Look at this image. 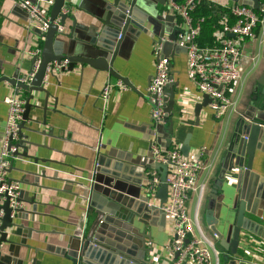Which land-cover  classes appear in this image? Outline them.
Returning a JSON list of instances; mask_svg holds the SVG:
<instances>
[{
  "label": "crops",
  "instance_id": "0c3cea01",
  "mask_svg": "<svg viewBox=\"0 0 264 264\" xmlns=\"http://www.w3.org/2000/svg\"><path fill=\"white\" fill-rule=\"evenodd\" d=\"M218 1L232 3L231 0ZM148 3L144 12L148 14L154 10L161 18L166 15V3ZM101 6L102 0L70 2V13L85 27L81 33L87 39L90 28L101 27L97 20ZM214 9L219 14L223 11L220 8ZM200 15L201 10L191 13L193 20L201 17ZM208 15L203 16L206 23H203L198 35L203 45L213 43V31L219 16ZM144 16L147 18H143L147 34H142L133 42L127 39L120 48L121 57H116L114 62L118 73L127 78L134 89L120 80L126 88L115 87L104 101L101 92L105 84H114L119 79L107 71H97L90 65L76 64L71 71H54L48 76L47 82L43 84L47 94L42 91L31 93L23 88L17 92L25 99L31 93L33 99L30 103L37 106L30 108L22 129L26 140L32 142L27 148L28 156H17L8 172V177L20 184L19 201L22 212H18L14 221L22 227L18 228L16 235L10 234L9 228L5 232L13 247L12 254L18 260H23V264H72L65 254L54 250L63 248L67 251L68 240L85 229L84 225L88 228L93 221L94 216H88L86 197L96 159L100 154L112 153V161L120 162L127 169L136 166L135 172H144L138 187L129 185L127 188L129 193L138 195L141 200L139 194L142 192L146 173L153 170L159 178L166 176V165L153 160L151 144L164 148L174 145L180 147L187 135L189 154L201 147L206 150L203 157L204 168L198 174V183L206 186L199 217L205 227L209 226L206 224L205 211L210 207V190L220 173L222 157L236 120L246 110V106L252 104L253 87L264 70V21L255 27L253 38L239 43L242 53L241 77L226 90L235 106L219 118L206 105L201 109L196 124L194 107L203 100V96L187 77L186 51H176L170 56L175 49H166V54L170 57V74L174 80L176 95L173 115L163 124L157 125L151 120V105L145 93L154 73L153 42L159 39L161 26L165 29L164 37L170 33L172 26L162 20H153L150 14L148 17ZM28 19L27 12L13 0H0V76H24L32 68V58L27 55V51L35 46L42 48L43 40L29 26ZM71 22V19L66 20L62 28L64 33L68 32ZM16 91L15 86L0 82V135L7 116V105L3 99ZM262 116L264 117V110ZM142 163H150V169L143 170ZM259 183L262 184L261 194H264V143L261 150L255 152L251 172L235 168L226 172L220 181L217 194L221 200L220 203L214 201L213 216L217 221L215 228L221 235H227L235 220L237 207H234V200L241 192L246 203L245 217L264 226V198L260 197L254 203ZM197 199V193L189 195L186 205L190 215L195 210ZM215 204H219L217 210ZM132 220L146 234H151V242L146 240L147 248L150 243L159 248L168 240L169 231L161 214L148 213L145 218L148 223L145 225L138 223L136 217ZM119 229L124 235H120L121 242H117V245L128 251L123 253V260L127 264H139L136 259L141 250L134 247V243L128 238V235H136L122 227ZM243 233L247 234L242 231L241 235ZM247 236L260 239L252 234ZM22 239L24 244H21ZM262 241L241 240L239 257L249 263L264 261V240ZM8 249L7 243L0 242L1 254H8ZM160 253L164 255L165 252L157 251L156 256H160ZM149 258L147 251L144 259L149 261Z\"/></svg>",
  "mask_w": 264,
  "mask_h": 264
},
{
  "label": "water",
  "instance_id": "95a60500",
  "mask_svg": "<svg viewBox=\"0 0 264 264\" xmlns=\"http://www.w3.org/2000/svg\"><path fill=\"white\" fill-rule=\"evenodd\" d=\"M102 1L103 6L100 7L97 14V20L100 22L101 27H94L92 30L90 28L89 38L87 39L81 33L85 30V27L81 26L71 13L64 14L61 12L64 0H54V4L50 9L48 29L42 35L44 38L40 54V64L30 85L18 84L16 83V78L6 76H0V82H7L13 86L29 90L31 93L33 91H42L47 94L43 83L48 64L50 62L60 63V61L66 59L68 65L65 69H61V71H71L76 64H80L81 66L87 64L97 71H107L111 76L134 89L132 84L128 82V79L118 73L114 62L116 57H121L119 51L127 39L133 42L142 34H147L144 22L147 18H144V15L148 17V14L152 15L153 20H162L172 26V30L166 37H164V26H161L159 39L157 40L162 43L165 55H167L166 49L169 48L175 49V52L173 51L170 56H173L176 51H186L184 46H180L177 43L179 39L178 34H182L184 31L180 27L179 19L175 15L166 13L161 18L162 16L154 10L148 14L143 11V9L149 6L148 2L155 3L157 1L162 5L167 0ZM231 1L239 5H248L253 9H258L260 4V0ZM55 19H57V23H54ZM67 19H71L72 22L68 32L64 33L62 28ZM34 29L38 34L40 33L36 28ZM229 36H232V34H229ZM34 61L35 59H32V65ZM170 66L171 64H169ZM173 85L166 86L164 90L166 120L173 115L176 95ZM31 93L26 98L22 120L19 124L20 139L17 145L23 150V152H17V156L20 157H27L28 145H32V142L27 141L26 136L22 133L30 108L37 107L30 103V100L33 99ZM262 98H264V70L253 87L252 104L246 106V110L239 114L236 120L222 157L220 173L210 190L211 202L209 204L210 207L205 211V220L206 224L218 235V243L222 249V264H247V261L241 259L238 254L242 231L264 240V226L245 217L246 203L241 197L243 196V192L234 200V207H237L236 217L225 237L216 230L215 225L217 221L213 216L214 201L217 200V203H220L221 200L217 194V189L220 187V181L223 179L224 174L235 168H243L245 171L251 172L255 152L261 150V146L264 143V117L262 116L264 99ZM208 102L209 98L203 95V100L195 105L196 124L198 123L201 109L206 107ZM180 150L183 155H188L190 150L189 135H187L181 144ZM112 157V153L108 155L100 154L97 157L89 187L87 188L88 216H94L91 225L88 228L84 225L85 229L74 234L68 240L66 244L68 247L67 251L63 250V248L54 250L65 254L72 264H127V261L123 260V253H128V251L118 246L119 244L117 243L121 242L120 235H124V232L119 229L120 227L136 235H128V238L134 243L133 246L141 250L136 262L139 264H149V261H145L144 258L146 252L149 250L146 247V240L151 242V234H146L138 225H135L132 218L136 217L138 223L145 225L148 223L145 220L148 213L161 214L163 221L164 216L159 207L148 206L143 200L142 202L138 198V195L128 192L127 188L129 185L139 186L144 172H135L136 166L127 169L120 162L112 161ZM133 164L137 165V163ZM141 167L143 170L150 169V163H142ZM160 180L161 183L158 187L156 198L159 200V205L161 206L166 199L167 184L165 183V176L160 178ZM261 187L262 184L259 183L255 192L254 203L258 198H264V194H261ZM1 207L5 214L0 226V242L7 243L9 249L8 254H1L0 251V264H23V260H18L17 256L12 254L11 248L13 247L10 245L11 241L7 239L8 234L5 232L9 228L10 234L16 235L18 234V228H21L22 225L17 224L14 218L10 217L8 202H5ZM218 207L219 204H215L216 210ZM18 212H22L21 207L18 208L16 215H18ZM161 225L163 226L162 222ZM24 243L22 239L21 244ZM248 264H264V261L256 260Z\"/></svg>",
  "mask_w": 264,
  "mask_h": 264
},
{
  "label": "built area",
  "instance_id": "2783aa9c",
  "mask_svg": "<svg viewBox=\"0 0 264 264\" xmlns=\"http://www.w3.org/2000/svg\"><path fill=\"white\" fill-rule=\"evenodd\" d=\"M13 1L27 12L29 26L36 28L43 40L42 35L48 29L50 9L54 0ZM70 2L71 0H64L62 13L71 12ZM205 3L223 10L218 16L213 31L214 41L211 45H200L197 41L205 18L199 17L193 20L191 17L192 11ZM166 12L181 20L180 27L184 32L179 35L177 43L186 48L187 77L194 83L200 95L209 98L207 106L214 116L218 118L224 116L235 106V102L227 95V87L241 77L242 53L239 43L253 38L255 27L264 21V0H260L258 9L235 2L225 4L218 0H167ZM54 23H57V19ZM229 34L233 37H229ZM40 54L39 46L27 51V55L35 61L27 74L16 78V83L30 85L40 64ZM152 55L154 73L145 97L151 105L152 122L161 125L166 120L164 90L166 86L174 84V80L170 74V57L164 54L160 41L153 42ZM67 65L66 59L60 63L50 62L46 68L43 84L54 71H61ZM15 87L16 93H10L3 99L7 105V116L4 130L0 135V226L5 214L1 206L5 202H8L12 219L21 207L20 184L8 177L12 162L17 158V152L21 150L17 142L20 139L19 124L26 102V99L17 93L20 88ZM115 87L126 88L120 80L114 84L106 83L101 98L106 101ZM150 150L155 162L166 165L167 194L164 203L160 206L156 194L161 180L156 171L151 170L143 178L141 200L148 206L160 208L164 216V225L169 231V238L159 248L152 243L149 244V264H222L218 235L210 226L205 227L199 217L201 200L206 192L205 184L198 183V174L204 168L205 148H198L192 154H189V151L187 156L183 155L178 145L164 148L154 143L151 144ZM192 192L197 193L198 199L195 210L190 215L186 202ZM241 240L259 243L262 241L245 233L241 235ZM157 251L165 253L156 256Z\"/></svg>",
  "mask_w": 264,
  "mask_h": 264
},
{
  "label": "trees",
  "instance_id": "16d2710c",
  "mask_svg": "<svg viewBox=\"0 0 264 264\" xmlns=\"http://www.w3.org/2000/svg\"><path fill=\"white\" fill-rule=\"evenodd\" d=\"M208 4H201V5H199V6H197L196 8H195V10H194V12H198V11H200L201 10V17H203V16H205V17H207V16H209L208 14H213V15H217V11L214 9V8H211V7H209V6H207ZM193 12V11H192ZM194 16V15H193ZM206 21V20H205ZM204 23H206V22H204ZM205 25V24H204ZM202 27H203V25H202ZM202 31V30H201ZM197 41H198V43L200 44V45H203L202 43H201V41H200V38H197ZM221 262H222V260H221Z\"/></svg>",
  "mask_w": 264,
  "mask_h": 264
},
{
  "label": "rangeland",
  "instance_id": "374dc122",
  "mask_svg": "<svg viewBox=\"0 0 264 264\" xmlns=\"http://www.w3.org/2000/svg\"><path fill=\"white\" fill-rule=\"evenodd\" d=\"M217 15H219V13L217 12ZM221 260H222V257H221Z\"/></svg>",
  "mask_w": 264,
  "mask_h": 264
}]
</instances>
